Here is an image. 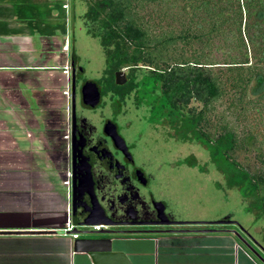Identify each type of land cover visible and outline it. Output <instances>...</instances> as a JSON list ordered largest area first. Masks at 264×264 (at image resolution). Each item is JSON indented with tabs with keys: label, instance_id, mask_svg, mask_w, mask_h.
<instances>
[{
	"label": "crops",
	"instance_id": "obj_1",
	"mask_svg": "<svg viewBox=\"0 0 264 264\" xmlns=\"http://www.w3.org/2000/svg\"><path fill=\"white\" fill-rule=\"evenodd\" d=\"M72 12L70 0H0V231L30 232L0 233V264H92L64 231L71 65L78 61ZM235 224L112 238L132 264H263L239 244ZM247 242L264 255L258 240Z\"/></svg>",
	"mask_w": 264,
	"mask_h": 264
},
{
	"label": "trees",
	"instance_id": "obj_2",
	"mask_svg": "<svg viewBox=\"0 0 264 264\" xmlns=\"http://www.w3.org/2000/svg\"><path fill=\"white\" fill-rule=\"evenodd\" d=\"M82 2L86 32L105 57L101 94L121 106L134 93L136 105L149 107V122L166 121L173 137L203 145L246 210L262 218L264 147H256L254 170L234 152L255 139L237 129L239 116L264 113V0ZM124 68L127 82L116 85L114 73ZM182 163L197 165L193 157Z\"/></svg>",
	"mask_w": 264,
	"mask_h": 264
},
{
	"label": "rangeland",
	"instance_id": "obj_3",
	"mask_svg": "<svg viewBox=\"0 0 264 264\" xmlns=\"http://www.w3.org/2000/svg\"><path fill=\"white\" fill-rule=\"evenodd\" d=\"M70 7L73 11L71 30L73 28L75 54L78 66L84 69L81 79L100 80L105 69V57L99 39L86 32L83 19L86 6L82 0H70ZM123 70L127 72L126 68ZM78 81L79 77L76 81L77 87L75 85L76 110L83 109L79 101ZM105 100V105L94 110L95 114H124L126 119L120 116L118 120V123L122 124L120 129L123 136L127 141H135L136 151L141 159L149 160L154 167L160 169V177L166 180L171 200L176 202L177 208L185 218H228L231 223L236 222L237 230H232L239 232L242 238L252 242L255 239L264 245V216L255 219L254 214L246 210L245 204L248 201L242 198L236 187L227 186L224 174L210 161L209 153L203 145L197 141H181L173 137V130L166 121L149 122V107L145 102L136 105L134 93L128 95L121 106L110 102L108 98ZM225 101L226 98L222 101L223 104ZM223 104L217 107L219 111L224 110ZM85 112L94 114L89 110ZM218 115L221 114H215L216 117ZM224 116L227 120L231 119L228 114ZM239 117L243 121L239 122L237 129L252 131L255 139L252 142L248 139L244 147L235 150L234 156L250 169L261 168L254 158V152L257 146L264 147V113L253 109ZM125 120L131 124L124 126ZM192 157L197 162L196 166L182 163ZM235 236L239 244L244 246L243 240L236 234Z\"/></svg>",
	"mask_w": 264,
	"mask_h": 264
},
{
	"label": "flooded vegetation",
	"instance_id": "obj_4",
	"mask_svg": "<svg viewBox=\"0 0 264 264\" xmlns=\"http://www.w3.org/2000/svg\"><path fill=\"white\" fill-rule=\"evenodd\" d=\"M75 66V85L79 77V86L86 80L81 79L84 69ZM72 72V71H71ZM71 92V89H70ZM77 94V92H76ZM112 102L110 95H102L101 101L91 107L83 104V109L76 110L74 130L83 138V153L91 164V173L96 198L105 212L111 216L110 223L105 226L110 231H149L148 233H129L143 235H174L181 232L167 230H196L214 226L215 219H188L177 208L176 202L171 200L166 186V180L160 177V169L154 167L149 160L141 159L136 151L135 141H127L118 123L124 114H95L98 106L105 105V99ZM80 99V98H79ZM86 110L94 112L86 114ZM126 119V118H124ZM107 121L115 125L117 135L121 141H115L105 130ZM125 120L124 126L130 125ZM71 117L69 120V139ZM71 153L69 150V162ZM77 160V158H76ZM76 163V161H75ZM71 181V179H70ZM89 195L83 200H89ZM95 200V199H94ZM185 233V232H184ZM117 234H105L112 237ZM84 236V235H83Z\"/></svg>",
	"mask_w": 264,
	"mask_h": 264
},
{
	"label": "water",
	"instance_id": "obj_5",
	"mask_svg": "<svg viewBox=\"0 0 264 264\" xmlns=\"http://www.w3.org/2000/svg\"><path fill=\"white\" fill-rule=\"evenodd\" d=\"M74 64V63H73ZM72 64L71 69V97H70V214L72 224L74 225L71 233H76L74 238L73 249L75 252L85 253L92 264H132L127 254L122 250H114L115 238L104 236L105 234H129V233H148L149 231H110L105 226L110 223V218L105 209L99 204L93 186L91 173V164L87 156L83 153V138L77 135L74 130L75 114H76V92H75V65ZM81 69V67H78ZM127 82V73L125 70H118L114 73V83L123 85ZM79 98L83 104L94 107L101 101V87L97 81L86 79L80 86ZM105 130L112 136L115 141L121 138L117 135L115 125L111 121H107ZM77 158V160H76ZM76 161V163H75ZM89 195V200H83L84 196ZM95 199V200H94ZM232 221L228 218H222L214 221V224H227ZM99 226V228H95ZM197 232H212L217 229L205 228L196 230ZM63 231H57L56 233ZM169 232L188 233L192 230H167ZM239 238L243 240L249 250L264 264V257L249 245L239 232L232 230ZM0 233H30L25 231ZM85 237H81V236Z\"/></svg>",
	"mask_w": 264,
	"mask_h": 264
},
{
	"label": "built area",
	"instance_id": "obj_6",
	"mask_svg": "<svg viewBox=\"0 0 264 264\" xmlns=\"http://www.w3.org/2000/svg\"><path fill=\"white\" fill-rule=\"evenodd\" d=\"M65 71L68 72L69 71V66H65ZM67 94L69 95V92H67ZM70 177H71V173L70 171L67 172V184L70 186ZM74 225L72 224V220L71 217L68 218L67 223H66V227L64 229L65 232H69L71 234V236L73 238H77L78 235L76 233H71V231L73 230ZM95 228H99V226H95Z\"/></svg>",
	"mask_w": 264,
	"mask_h": 264
}]
</instances>
